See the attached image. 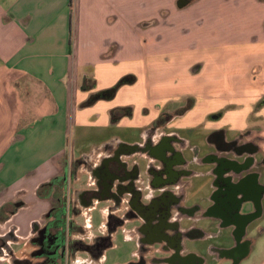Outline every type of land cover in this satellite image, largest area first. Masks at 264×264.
<instances>
[{
	"label": "crops",
	"instance_id": "obj_1",
	"mask_svg": "<svg viewBox=\"0 0 264 264\" xmlns=\"http://www.w3.org/2000/svg\"><path fill=\"white\" fill-rule=\"evenodd\" d=\"M2 1L0 238L9 233L12 238H6L5 247L0 241V264L24 259L105 264V250L114 247L119 232L136 244L142 264H243L250 259L248 236L264 221V194L258 211L250 199L227 204L236 221L204 214L215 201L197 198L217 189L213 165L203 159L214 151L207 142L218 130L224 142L254 147L245 153L253 163L238 176L256 174V184L264 186V0ZM98 92L108 93L93 97ZM159 119L164 125L150 136V126ZM172 135L185 143L173 148L182 168L193 174L181 180L187 200L180 207L199 208L185 216L171 209L166 222L176 227L162 232L180 235L178 246L146 240L142 220L123 219L99 257H92L86 247L107 235L110 214L122 218L126 205L114 212L107 197H80L95 180L77 165L70 202L78 214L68 218L65 236L75 249L67 248L61 260L34 255L38 231L53 220L49 210L60 204L58 182L66 163L87 158L96 167L106 147L143 146L147 139L156 145ZM128 223L135 225L126 230ZM190 232H196L194 237L185 236ZM236 244L244 249L234 259L227 252ZM154 245L163 255L144 260ZM256 258L248 264H264V258Z\"/></svg>",
	"mask_w": 264,
	"mask_h": 264
},
{
	"label": "flooded vegetation",
	"instance_id": "obj_2",
	"mask_svg": "<svg viewBox=\"0 0 264 264\" xmlns=\"http://www.w3.org/2000/svg\"><path fill=\"white\" fill-rule=\"evenodd\" d=\"M163 125L164 120L162 119L154 122L149 128L150 136ZM207 143L212 145L214 151L206 154L203 161L213 165V184L217 189L207 197L201 195L197 198L200 200L212 198L215 201L214 205L204 214H216L233 218L236 221V216L232 211L227 210L230 209L227 204L236 206L243 199L253 200L258 211L259 198L264 194V186L256 184V174H249L242 178L238 176L240 171L247 169L253 163L251 158L245 157V153L253 152L254 147L251 144L241 146L236 141L224 142L221 130L213 132ZM173 144L183 147L185 143L177 136L172 135L161 137L156 145H152L149 139L143 146L117 144L115 147L109 146L104 149L106 154L96 167H93L87 158L66 163L62 178L58 182L59 188L63 192L60 204L49 210V216L53 217V220L38 231V236L34 240L38 244V248L34 255L44 256L46 260H61L67 248L75 249L70 243L67 244L65 236L71 228L68 218L70 215L78 214L70 202V185L76 180L77 165L89 170L95 180L94 188L81 193L80 197L84 200L88 198L89 201L94 198L107 197L112 201V211L114 212L120 211L123 203L126 205L122 218L110 214L107 235L99 239L92 247H86L92 257H99L102 247L108 245L110 234L123 224V219L142 220L140 231L145 234L146 240L165 239L168 240L169 245L178 246L180 235L174 234L175 236L170 238L164 236L162 232L164 228L174 229L176 227L175 223L168 224L166 222L171 209L174 207L178 215L185 216L194 215L199 211V208L184 209L180 207V204L187 200L181 180L188 179L193 174L182 168L184 162L180 160V153L174 150ZM140 154H147L152 160L148 162L147 159L138 157ZM228 154L234 160L229 159ZM143 160H145L144 164ZM141 169H144L142 174ZM230 172L233 173L232 176H228ZM165 188L167 189L165 190ZM172 188L176 189V193L170 191ZM150 192L152 196L147 199V203H143L142 200ZM241 193L245 194L243 198H239ZM240 231L241 228L238 227L235 230V235L238 236ZM195 234L196 232H190L185 236L192 238ZM6 238H12V235L9 233ZM6 238H0L3 247L6 245ZM243 249L244 245L236 244L227 254L237 259ZM8 254L13 258L10 250H8ZM19 264L32 263L29 259H24Z\"/></svg>",
	"mask_w": 264,
	"mask_h": 264
},
{
	"label": "rangeland",
	"instance_id": "obj_3",
	"mask_svg": "<svg viewBox=\"0 0 264 264\" xmlns=\"http://www.w3.org/2000/svg\"><path fill=\"white\" fill-rule=\"evenodd\" d=\"M2 3L5 5L10 4V0H3ZM110 135V134H109ZM128 137V136H127ZM203 137V136H202ZM127 139V138H126ZM133 138L128 137L127 140L131 141ZM133 141V140H132ZM99 211L97 210L95 214V218L99 219L98 216ZM94 221V224L99 225L100 222ZM134 223H128V225L125 226V229H131L134 227ZM95 226V227H96ZM97 231V230H96ZM118 233V236L113 241L114 247L105 250V264H127V263H139L140 258L142 257V253L137 255V247L136 244L130 243L129 241L126 242ZM248 241L251 243V258L253 259L257 257V261H260L262 258H264V221L255 229L251 234L248 236ZM247 242V241H246ZM191 245H188L190 247ZM198 247V246H197ZM131 252H136V256L132 257L130 255ZM163 255V252L161 251L160 246L154 245L152 248H150L148 254L145 256L144 260L150 261L151 258L160 257ZM82 256L85 258L87 257L85 253L82 254ZM135 259V260H134ZM250 259L243 262V264H248L250 262ZM134 261V262H133ZM87 264V263H82Z\"/></svg>",
	"mask_w": 264,
	"mask_h": 264
},
{
	"label": "trees",
	"instance_id": "obj_4",
	"mask_svg": "<svg viewBox=\"0 0 264 264\" xmlns=\"http://www.w3.org/2000/svg\"><path fill=\"white\" fill-rule=\"evenodd\" d=\"M122 82H123V80H121L119 83H122ZM82 89L85 90V91H87L88 89H90L89 86H87V84H86L85 81L83 82ZM108 92H98L93 97H97V98L105 97ZM113 113L114 112H112V114ZM109 240H110V237H109ZM109 240H108V244H109Z\"/></svg>",
	"mask_w": 264,
	"mask_h": 264
}]
</instances>
